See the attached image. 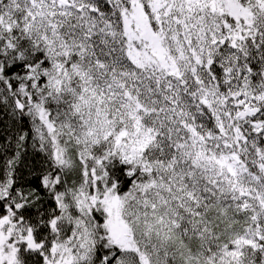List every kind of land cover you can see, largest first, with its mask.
Listing matches in <instances>:
<instances>
[{"label":"snow or ice","instance_id":"snow-or-ice-1","mask_svg":"<svg viewBox=\"0 0 264 264\" xmlns=\"http://www.w3.org/2000/svg\"><path fill=\"white\" fill-rule=\"evenodd\" d=\"M0 264H264V0H0Z\"/></svg>","mask_w":264,"mask_h":264},{"label":"trees","instance_id":"trees-1","mask_svg":"<svg viewBox=\"0 0 264 264\" xmlns=\"http://www.w3.org/2000/svg\"><path fill=\"white\" fill-rule=\"evenodd\" d=\"M31 162H32V158L29 157V158H28V163L31 164Z\"/></svg>","mask_w":264,"mask_h":264}]
</instances>
